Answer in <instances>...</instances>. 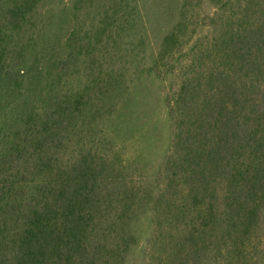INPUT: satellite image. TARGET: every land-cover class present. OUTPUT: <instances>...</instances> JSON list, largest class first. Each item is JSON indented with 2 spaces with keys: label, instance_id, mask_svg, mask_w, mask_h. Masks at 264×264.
Listing matches in <instances>:
<instances>
[{
  "label": "trees",
  "instance_id": "16d2710c",
  "mask_svg": "<svg viewBox=\"0 0 264 264\" xmlns=\"http://www.w3.org/2000/svg\"><path fill=\"white\" fill-rule=\"evenodd\" d=\"M177 1L162 0L168 6L158 21L171 20L176 6L180 12L157 53L141 58L143 37L128 44L132 72L116 62L97 72L85 64L79 75L64 63H46L32 76L43 81L46 73L45 92L35 100L21 93L16 113L2 105L9 119L2 123L12 127L0 133V264H129L140 217L164 203L172 185L185 200L200 202L206 227L225 235V251L245 254L244 241L264 231V0H205L207 37L197 47L188 30L197 17L193 0ZM36 3L15 5L14 18L22 22ZM131 5L129 25L135 14L141 19L137 2ZM112 21L107 42L119 48L131 31L116 15ZM179 55L189 77L165 96L171 134L153 162L156 92L138 81H163L176 72ZM12 75L5 85L22 86L23 77ZM119 141L138 144L127 164Z\"/></svg>",
  "mask_w": 264,
  "mask_h": 264
},
{
  "label": "rangeland",
  "instance_id": "374dc122",
  "mask_svg": "<svg viewBox=\"0 0 264 264\" xmlns=\"http://www.w3.org/2000/svg\"><path fill=\"white\" fill-rule=\"evenodd\" d=\"M34 1L37 2L34 10L22 22L14 18L15 5L25 8ZM132 1L137 2L141 19L139 20V16L137 19L136 14L132 12L135 14V21L129 25ZM177 2L179 4L181 0ZM166 6L168 4L162 0H0V14H6L7 17V20L6 17L0 18V133L11 131L12 125H3L2 122H9L6 117L8 111L10 113L20 111L21 93H27L35 100L33 95L47 90L46 73H41L43 81L32 77L36 72H40L42 67H46V63H64L67 69L71 71L73 69V72L79 75L85 74V64L89 65L90 70L98 68L97 72L109 64L117 68L116 62L119 65L123 63L124 69L132 72L129 65H132L134 58L131 53L125 56L126 50L129 49L130 42L136 43L141 37L144 39V44L140 45L144 50L141 58L157 53L159 44L174 26L180 12L179 6H176L171 20L158 21L165 15ZM207 6L205 0L192 2L191 11L197 16L194 20L195 25L188 28L193 38L190 41L192 47L202 46L206 41L207 30L202 19L207 12ZM114 15L119 21L123 19L122 29L131 31L128 35L124 34L119 48L113 41H110V44L107 42L108 32L113 28L111 24H114L112 21ZM5 24L8 26L5 27ZM132 34H136L135 40L131 37ZM73 55H78L79 59L70 60ZM180 57L175 56L172 64L173 71L175 67L176 72L167 73L163 81L156 77L152 87L146 78L138 81L139 84L148 86L156 92L152 112L156 116L154 123H157L160 132L154 143L156 150L149 154L153 162H157L160 154L166 150L171 134L165 96L177 82L189 77L190 69L185 66L186 61H177ZM149 62L147 61V64ZM73 65H77V68H72ZM208 65L206 61V68ZM179 67L182 68L179 70ZM204 69L205 67L201 71ZM19 70L22 72H18ZM14 73L23 77L22 86L5 85ZM72 86L80 87L75 77ZM14 93L17 99L11 97ZM2 105L7 106V112ZM128 141H119L116 147L117 151L122 148V158L126 164L132 159L130 156L135 154L138 146ZM148 173L150 174V171ZM153 191L158 193V187L154 186ZM163 193L166 197L165 202L149 207L146 214L140 217L137 226L139 247L133 251V256H130L129 264H179L178 261L183 258H186L188 264H192L193 261L207 264H254L264 258L263 230L252 234L244 241L247 245L245 254L242 255L232 248L225 251L226 243L222 239L225 235H222L218 228L210 230L206 227L207 219L204 220L206 214L200 202L185 200V192L175 185L165 188ZM222 196L223 192L218 190V204H221ZM171 198L175 201L167 203ZM194 213L197 215L194 216Z\"/></svg>",
  "mask_w": 264,
  "mask_h": 264
}]
</instances>
